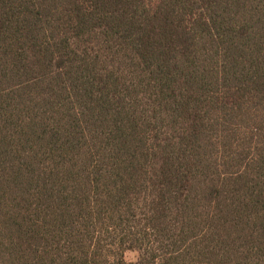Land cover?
I'll return each mask as SVG.
<instances>
[{
	"label": "trees",
	"instance_id": "trees-1",
	"mask_svg": "<svg viewBox=\"0 0 264 264\" xmlns=\"http://www.w3.org/2000/svg\"><path fill=\"white\" fill-rule=\"evenodd\" d=\"M0 264H264V0H0Z\"/></svg>",
	"mask_w": 264,
	"mask_h": 264
},
{
	"label": "rangeland",
	"instance_id": "rangeland-1",
	"mask_svg": "<svg viewBox=\"0 0 264 264\" xmlns=\"http://www.w3.org/2000/svg\"><path fill=\"white\" fill-rule=\"evenodd\" d=\"M126 259H127L128 261H134V260L136 259V254L128 253V254L126 255Z\"/></svg>",
	"mask_w": 264,
	"mask_h": 264
}]
</instances>
